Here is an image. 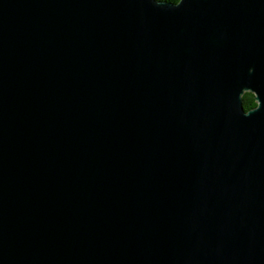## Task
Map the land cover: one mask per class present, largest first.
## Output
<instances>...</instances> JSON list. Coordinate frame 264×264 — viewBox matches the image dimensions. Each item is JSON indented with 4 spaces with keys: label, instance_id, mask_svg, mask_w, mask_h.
I'll use <instances>...</instances> for the list:
<instances>
[{
    "label": "water",
    "instance_id": "95a60500",
    "mask_svg": "<svg viewBox=\"0 0 264 264\" xmlns=\"http://www.w3.org/2000/svg\"><path fill=\"white\" fill-rule=\"evenodd\" d=\"M0 264H264V0H0Z\"/></svg>",
    "mask_w": 264,
    "mask_h": 264
},
{
    "label": "trees",
    "instance_id": "16d2710c",
    "mask_svg": "<svg viewBox=\"0 0 264 264\" xmlns=\"http://www.w3.org/2000/svg\"><path fill=\"white\" fill-rule=\"evenodd\" d=\"M171 2H178L179 0H167ZM243 103L246 110H249L257 105L255 94L250 91H246L243 94Z\"/></svg>",
    "mask_w": 264,
    "mask_h": 264
}]
</instances>
